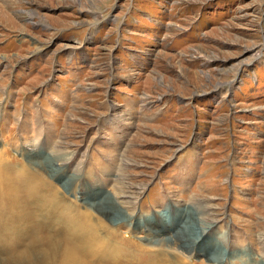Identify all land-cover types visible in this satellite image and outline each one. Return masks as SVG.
<instances>
[{
	"label": "rangeland",
	"instance_id": "rangeland-1",
	"mask_svg": "<svg viewBox=\"0 0 264 264\" xmlns=\"http://www.w3.org/2000/svg\"><path fill=\"white\" fill-rule=\"evenodd\" d=\"M4 148L109 231L264 264V0H0Z\"/></svg>",
	"mask_w": 264,
	"mask_h": 264
},
{
	"label": "bare ground",
	"instance_id": "bare-ground-1",
	"mask_svg": "<svg viewBox=\"0 0 264 264\" xmlns=\"http://www.w3.org/2000/svg\"><path fill=\"white\" fill-rule=\"evenodd\" d=\"M36 170L0 150V264H191L177 245L153 236L145 246L134 242L132 219L126 234L109 231ZM118 239L123 247L114 248Z\"/></svg>",
	"mask_w": 264,
	"mask_h": 264
}]
</instances>
